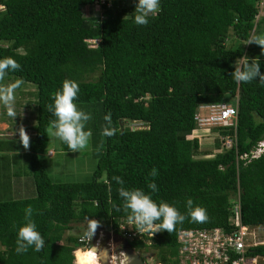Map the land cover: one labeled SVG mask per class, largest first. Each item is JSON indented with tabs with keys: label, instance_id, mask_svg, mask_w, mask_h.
Returning a JSON list of instances; mask_svg holds the SVG:
<instances>
[{
	"label": "trees",
	"instance_id": "1",
	"mask_svg": "<svg viewBox=\"0 0 264 264\" xmlns=\"http://www.w3.org/2000/svg\"><path fill=\"white\" fill-rule=\"evenodd\" d=\"M93 2L98 15L84 16L81 8ZM159 2L158 14L139 26L134 23L136 0L125 6L122 0H0V58L11 56L21 65L8 75L34 86L35 106L25 150L31 191L0 193V264H76L73 251L88 247L77 240L84 236V216L112 232L127 221L114 207L121 203L115 176L125 187L146 193L151 192L147 184L155 182L158 191L152 198L182 214L187 215L188 198L206 210L203 221L188 217L171 233L143 235L148 244L129 241L142 252L152 248L163 264H175L177 230L232 228L228 217L235 203L242 224L264 225V144L252 155L264 141V84L237 83L229 75L245 54L258 57L264 72L260 47L245 44L253 33L264 34V16L259 18L264 0ZM65 79L78 83L75 103L92 117L86 129L92 133L94 167L85 181H53L37 156L45 150L46 129L54 119L47 109L50 94ZM220 102L234 106V125L209 127L216 151L201 156L208 152L189 136L193 113L200 104ZM109 114L115 133L107 137L101 131ZM132 121L140 126L129 127ZM232 132L233 143L224 148L222 139ZM60 147L68 150L63 143ZM10 168L0 164V191L9 190L4 185ZM153 168L156 177L150 176ZM29 205L45 245L39 252L29 248L18 254L13 225L23 223ZM71 228L81 232L68 233ZM247 250L264 259V243Z\"/></svg>",
	"mask_w": 264,
	"mask_h": 264
},
{
	"label": "clouds",
	"instance_id": "2",
	"mask_svg": "<svg viewBox=\"0 0 264 264\" xmlns=\"http://www.w3.org/2000/svg\"><path fill=\"white\" fill-rule=\"evenodd\" d=\"M159 10V0H136L133 11L134 23L139 26H146L149 23V18L158 14ZM245 44H255L264 53V34L253 33L248 37ZM20 67L21 65L11 56L0 58V106H3L7 115L13 120L17 116L15 93L22 86L23 80L17 78L5 82V78L9 72L18 71ZM229 75L237 83H249L253 80H259L261 84H264V72L261 71V64L258 57L249 58L246 54L238 57L234 62L233 71ZM78 93V83L71 79H65L61 87L50 94L52 102L47 105V109L52 113L54 119L49 122L46 135L59 139L72 152H79L86 149L89 146L92 136L91 130L86 129L88 121L92 119L91 114L78 108L75 103ZM104 120L105 124L102 126L101 135L110 137L115 133V130L111 127L110 114L106 115ZM15 131L18 132L20 144L25 150H28L31 140L24 126L20 125ZM259 142H263L264 144L263 140ZM157 175V170L153 168L150 176L156 177ZM113 180L119 185L117 194L121 201L119 205H114V207H116L117 211H122L126 214L128 224L132 225L140 234L147 232L152 236L154 233L160 231L171 233L175 230V226L178 223L182 224L188 217L194 222L206 219V210L198 205H194L191 198H188L185 203L187 215L182 214L174 205L164 200H160L159 202L154 200L152 193L158 191L155 182H149L147 184L151 192L146 193L141 188L125 187V182L118 176L113 177ZM97 207L99 208V203ZM34 211L30 205L27 206L24 209L23 223L18 226L13 225L17 235L15 251L18 254L26 253L29 248L37 252L44 248L45 239L37 230L36 223L33 220ZM84 220V237L89 241L93 238L96 231L98 236L107 233L109 237H122L118 233V230L117 232H112L110 229L98 228L100 222L94 218L84 216ZM145 240L148 241V239ZM126 241L129 243L128 240ZM109 243L111 242L109 241ZM89 246H91L90 242L86 249H89ZM111 246L114 248H108V254L110 255L108 257L106 256V261L108 264H120L123 261H121L122 256L119 244H111ZM130 247L138 255L141 262L140 250L132 246ZM76 249L81 248L78 247ZM125 257L126 260H131L128 256L125 255ZM95 261L97 264H101L96 258V255Z\"/></svg>",
	"mask_w": 264,
	"mask_h": 264
},
{
	"label": "built area",
	"instance_id": "3",
	"mask_svg": "<svg viewBox=\"0 0 264 264\" xmlns=\"http://www.w3.org/2000/svg\"><path fill=\"white\" fill-rule=\"evenodd\" d=\"M93 4L96 3L93 2ZM192 118L195 128L190 133L203 127L208 130L211 126H233L235 108L229 103L222 102L200 104L196 107ZM233 138V132L231 135H225L222 139V146L228 148L233 143ZM262 146L263 142H258L252 155L258 154ZM228 221L232 226L228 230L217 226L177 230L174 237L175 264H256L258 256L246 254L248 246L259 244L253 240L256 227H248L241 223L236 203L232 207V214L228 217ZM117 230L128 241L135 238L147 244L148 241L142 236H151L147 232L140 234L127 221L120 223ZM77 240L86 245L90 242L83 235ZM147 256L144 254L141 264H163L155 259L152 261L151 257Z\"/></svg>",
	"mask_w": 264,
	"mask_h": 264
},
{
	"label": "rangeland",
	"instance_id": "4",
	"mask_svg": "<svg viewBox=\"0 0 264 264\" xmlns=\"http://www.w3.org/2000/svg\"><path fill=\"white\" fill-rule=\"evenodd\" d=\"M129 0H122V4L125 6L128 3ZM82 14L84 16H97L98 15V8L96 5L90 4L89 6H84L81 8ZM259 18H262L264 16V10H261L259 14ZM261 25V21H258L257 26L259 27ZM260 30V29H259ZM90 43V41L88 42ZM17 79L14 76L7 75L5 78V82H8L10 80ZM32 90H34V86L29 83L23 81L22 86L16 90L15 93V109L16 112H26L27 117H33L35 116V106H34V96L32 94ZM6 117L11 120L10 117H8L6 110L3 108V106H0V117ZM4 119V118H3ZM129 127H139V123L132 121L128 123ZM48 128V127H47ZM1 129V128H0ZM47 134V129H46ZM190 136H193L197 138V141L199 144V149L207 151L206 154H201V156H209L216 150L213 148V134L209 133L208 130H206L205 127L202 129H196L193 130L190 133ZM16 138V137H15ZM6 139H9V137L0 136L1 141H5ZM14 143L19 144V139H13ZM62 143L59 139L55 137H48L46 135V145L45 148H49V150H53L54 154L50 157H47L46 155L38 156V158L43 163V169L46 172V174L53 180V181H85L89 178V174L91 170L94 167V158L91 157L89 154L90 146H88L86 149L79 151V152H72L69 150H61ZM9 160V159H8ZM27 158L18 157L15 161H11L8 163H5V165L12 170V172L8 173V183L5 186V188L9 187V190H3L0 191L2 195H5L9 193V195H12L16 193V188L12 187V182L14 179V182H16L17 179L20 178H27V175L29 174V170L26 168V161ZM25 162V165H24ZM16 177L14 176V174ZM29 178V177H28ZM5 184V182L1 183ZM14 185V184H13ZM9 197V196H4ZM103 228L102 225L98 228ZM104 229V228H103ZM98 230V229H97ZM79 233L81 232L79 229L71 228L68 230V233ZM103 232V231H102ZM254 238L253 240L257 243H264V225L260 227L254 228ZM149 241V240H148ZM146 252L139 251V255L141 258L144 259V254H147L151 257L152 261H154V250L152 248H147L145 250ZM77 251L74 252L75 259L78 264H80L77 260ZM84 253V252H83ZM83 253L81 256H79V259L83 261ZM146 256V255H145ZM147 256V257H148ZM94 257V255H93ZM85 259V258H84ZM86 261V262H85ZM85 264H90V262L85 259ZM97 264V263H96ZM256 264H264V259L259 258L256 259Z\"/></svg>",
	"mask_w": 264,
	"mask_h": 264
},
{
	"label": "crops",
	"instance_id": "5",
	"mask_svg": "<svg viewBox=\"0 0 264 264\" xmlns=\"http://www.w3.org/2000/svg\"><path fill=\"white\" fill-rule=\"evenodd\" d=\"M33 124V117H27L26 112L23 111L17 112V116L14 118V120L12 118L10 120L6 117V115L5 117H0V136L9 137V139H6L5 141L0 140V164H5L8 162L11 163V161H15L20 156L23 158L27 157V153L23 146L20 143H14V141L12 140L19 139L18 132H16L15 129H17L20 125H23L28 135L31 136ZM53 154V150L45 148V150L42 153H39L37 156L46 155L47 157H50ZM8 159L11 161H9ZM27 183L29 184V179L23 177L20 179H16V182H13L14 185L12 184V187L16 188L15 190L19 195H25L28 192L30 193L31 191L30 184L28 188Z\"/></svg>",
	"mask_w": 264,
	"mask_h": 264
},
{
	"label": "water",
	"instance_id": "6",
	"mask_svg": "<svg viewBox=\"0 0 264 264\" xmlns=\"http://www.w3.org/2000/svg\"><path fill=\"white\" fill-rule=\"evenodd\" d=\"M124 129L125 130L128 129L127 126H125ZM99 237H101V240L96 242L97 238ZM109 241L113 245L119 244L120 253L122 256L121 261H123L120 264H141L138 255L131 249V247L129 246V243L124 238L122 237L114 238L113 236L109 237L107 233L104 235L101 234L100 236H98V233L96 231L95 235L90 240L91 246H89V249L91 250L94 249L95 255L98 256L97 259L101 264H108L106 261V256L109 253V249L107 248L106 242L109 243ZM125 255L131 258V260L130 261L126 260Z\"/></svg>",
	"mask_w": 264,
	"mask_h": 264
},
{
	"label": "bare ground",
	"instance_id": "7",
	"mask_svg": "<svg viewBox=\"0 0 264 264\" xmlns=\"http://www.w3.org/2000/svg\"><path fill=\"white\" fill-rule=\"evenodd\" d=\"M77 251L76 255H77V260L80 264H85L84 261L85 259H87L90 264H96V261H95V252H94V249H75L73 251V255H74V252ZM84 252V253H83ZM83 253V261L81 260V258L79 259V256H81V254ZM94 255V257H93ZM98 256L96 255V258ZM85 258V259H84ZM74 259H75V256H74ZM76 264H78L76 261H74ZM86 262V261H85Z\"/></svg>",
	"mask_w": 264,
	"mask_h": 264
},
{
	"label": "flooded vegetation",
	"instance_id": "8",
	"mask_svg": "<svg viewBox=\"0 0 264 264\" xmlns=\"http://www.w3.org/2000/svg\"><path fill=\"white\" fill-rule=\"evenodd\" d=\"M100 240H101V237L97 238L96 242H98V241H100ZM106 244H107V248H109V249H111V248L113 249V248H114V247L111 246V243L106 242ZM109 255H110V254H108L107 257H108Z\"/></svg>",
	"mask_w": 264,
	"mask_h": 264
}]
</instances>
